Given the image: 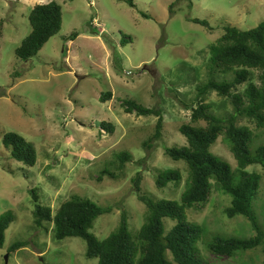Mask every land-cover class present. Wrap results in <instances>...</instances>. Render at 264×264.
<instances>
[{
	"label": "rangeland",
	"instance_id": "obj_1",
	"mask_svg": "<svg viewBox=\"0 0 264 264\" xmlns=\"http://www.w3.org/2000/svg\"><path fill=\"white\" fill-rule=\"evenodd\" d=\"M49 1L0 0V217L6 212L14 215L0 247V264H5L9 247L17 241L29 244L9 253L8 264H98V258H87L82 238L58 240L52 223L36 224L32 189L39 203L54 213L74 196L111 206L113 211L101 215L91 229L99 239L118 227L124 211L132 231L145 221L147 207L139 200L134 182L138 173L144 195L180 200L188 167L166 155L165 149L187 143L179 128L191 119L192 110L186 105L196 98L197 86L212 77H234L232 71L213 69L210 46L225 26L248 30L264 20V0H194L192 7L183 0L173 14L170 5L176 0H133L135 7L129 0H55L63 11L61 31L36 56L23 60L16 49L32 30L30 12L37 3ZM191 18L206 19L214 29ZM73 32L78 36L69 39ZM253 79L260 83L259 72ZM107 92L112 96L103 101ZM126 99L162 110L160 140H151L158 116L128 113L122 103ZM206 101L218 115L234 110L230 99L216 91H210ZM103 121L111 122L114 131L101 129ZM241 124L259 135L254 146L264 143V128L247 118ZM10 131L35 144V166L14 159L5 148L3 136ZM123 151L132 158L120 167L118 154ZM212 151L236 169L237 160L223 137ZM167 168L179 169L183 179L179 186L170 183L160 189L156 179ZM105 169L115 176L103 173ZM248 170L262 177L254 206L264 230V169L252 165ZM231 198L214 187L209 202L187 210L190 221L205 230L200 248L216 235H256L244 216H227ZM173 224L166 219L167 229ZM202 255L211 264H262L264 245L234 257L216 256L204 248Z\"/></svg>",
	"mask_w": 264,
	"mask_h": 264
},
{
	"label": "trees",
	"instance_id": "obj_2",
	"mask_svg": "<svg viewBox=\"0 0 264 264\" xmlns=\"http://www.w3.org/2000/svg\"><path fill=\"white\" fill-rule=\"evenodd\" d=\"M181 1L176 0L170 5L171 14ZM187 1L192 7L194 0ZM129 3L135 7L133 0H129ZM29 20L32 30L16 49L17 56L23 60L36 56L61 31L62 6L55 0L37 3L30 12ZM191 20L211 31L214 29L206 19ZM77 36L78 33L73 32L69 39ZM209 52L213 69L219 72L232 71L234 77L232 80L212 77L204 85L197 86L196 98L186 105L187 109L192 110L191 119L179 128L187 143L165 149L166 155L176 162H185L188 167V178L181 199L155 200L144 195L141 192L143 178L138 173L134 182L139 200L147 207L145 221L139 229L132 231L129 217L124 211L118 227L105 238L99 239L91 229L101 215L113 211L111 206H102L88 198L74 196L54 213L51 207L39 203L38 193L32 189L31 194L36 202L34 216L38 226L52 223L58 240L82 238L86 242L87 258H98V264H211L202 255L203 248L216 256L234 257L264 245V230L259 224L254 206L258 200L262 177L248 170L252 165H261L264 169V143L254 146L259 135L249 125L241 124V119L247 118L255 122L257 128H264V20L248 30L235 25L225 26L224 33L217 43L210 46ZM255 71L259 72L260 83L254 82ZM243 84L246 87L240 91L239 86ZM210 91L230 99L233 112L227 115L213 113L212 105L206 101ZM111 96L112 93L107 92L101 99L106 101ZM122 103L128 113L158 116L156 131L151 140L162 138L164 116L160 108L147 107L132 99ZM201 122L206 125H201ZM114 128L111 122H101L103 130L113 132ZM220 137L227 142L237 160L236 169L212 151V146ZM2 142L14 159L29 166L37 164L38 151L35 144L21 134L6 132ZM131 158L132 155L127 151L119 153L120 167ZM103 173L115 176L108 169L103 170ZM182 179L179 169L167 168L158 174L156 184L164 189L170 183L179 186ZM214 187L232 197L231 204L225 208L227 216H244L256 230V235L245 238L216 235L200 248L199 244L206 240L205 230L199 223L190 221L187 210L201 208L209 202ZM166 219L174 221L169 229L166 227ZM13 221L12 212H6L0 217V247L4 246L6 232ZM28 244V241H17L9 247L8 254Z\"/></svg>",
	"mask_w": 264,
	"mask_h": 264
},
{
	"label": "water",
	"instance_id": "obj_3",
	"mask_svg": "<svg viewBox=\"0 0 264 264\" xmlns=\"http://www.w3.org/2000/svg\"><path fill=\"white\" fill-rule=\"evenodd\" d=\"M8 262H9V254H6L5 255V264H8Z\"/></svg>",
	"mask_w": 264,
	"mask_h": 264
}]
</instances>
